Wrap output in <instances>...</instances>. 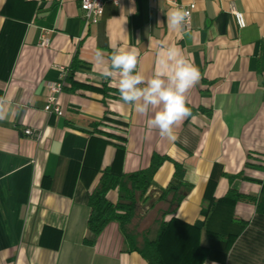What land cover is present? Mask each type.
<instances>
[{"label": "crops", "instance_id": "0c3cea01", "mask_svg": "<svg viewBox=\"0 0 264 264\" xmlns=\"http://www.w3.org/2000/svg\"><path fill=\"white\" fill-rule=\"evenodd\" d=\"M191 1L106 2L92 24L82 20L79 0H0V98L7 102L0 120V264H147L126 251L116 222L98 236L87 229L83 198L118 156L121 172L129 174L147 168L153 154L166 160L136 226L153 227L166 207L155 199L180 164L190 186L159 242L162 261L225 264L240 223L251 221L264 199V0H195L190 30H173L168 11ZM230 5L244 28L236 27ZM43 33L47 48L37 46ZM158 45L178 46L200 70L187 93L191 116L174 126V141L148 126L155 109L137 114L120 99L117 74L102 75L115 47H135L137 70L150 78ZM57 66L68 70L65 79ZM58 81L64 82L60 116L43 111L45 86ZM104 118L106 125L94 129ZM25 129L40 131V138ZM95 130L124 135L121 155ZM207 196L218 208L204 228L200 209ZM106 197L115 203L117 192ZM228 218L233 223L222 244L216 233Z\"/></svg>", "mask_w": 264, "mask_h": 264}, {"label": "trees", "instance_id": "16d2710c", "mask_svg": "<svg viewBox=\"0 0 264 264\" xmlns=\"http://www.w3.org/2000/svg\"><path fill=\"white\" fill-rule=\"evenodd\" d=\"M106 118L99 125H106ZM121 125L119 121H115ZM114 128V127H113ZM120 132V127L117 128ZM99 135L112 141L117 153L124 151L125 137L121 133L95 130ZM166 160L165 157L153 154L147 168L124 174L121 172V161L118 156L110 167L105 168L93 191L85 194L83 201L88 207L89 214L86 222L87 229L98 236L106 224L114 221L126 242V251L136 252L147 264H164L158 251L159 242L165 233L168 218L175 212L182 201L183 193L190 186L185 181V169L174 163V173L167 187L155 199V202L164 204V210L159 211L153 227L139 230L136 222L140 218V204L146 202V193L158 168ZM211 187H208V189ZM117 192V201L107 200L110 191ZM218 206L210 196L204 197L200 213L204 216L205 227L210 223V214ZM223 220V219H222ZM221 220V223H222ZM225 223L216 233V241L226 243L229 236L231 218L224 219ZM155 228V229H154ZM225 264H263L264 261V199L257 201L253 219L240 223V233L233 250L224 256Z\"/></svg>", "mask_w": 264, "mask_h": 264}, {"label": "clouds", "instance_id": "9594fccd", "mask_svg": "<svg viewBox=\"0 0 264 264\" xmlns=\"http://www.w3.org/2000/svg\"><path fill=\"white\" fill-rule=\"evenodd\" d=\"M189 16L187 10L177 6L168 11L167 22L173 30L183 33ZM158 48L156 68L150 78L137 70L140 52L135 47H115L102 75L111 77L117 74L120 99L137 114L147 115L155 109L147 120L148 126L174 141V126L191 116L186 106L187 93L198 84L200 70L178 46L158 45ZM95 60L98 64H105L102 50H96ZM6 103L0 98V120L7 115Z\"/></svg>", "mask_w": 264, "mask_h": 264}, {"label": "built area", "instance_id": "2783aa9c", "mask_svg": "<svg viewBox=\"0 0 264 264\" xmlns=\"http://www.w3.org/2000/svg\"><path fill=\"white\" fill-rule=\"evenodd\" d=\"M120 0H79V9L81 13V18L85 23H97L99 22L102 13H103V7L106 2H111L114 5H118ZM151 3L158 2L159 0H146ZM175 6H179L175 4ZM187 10L190 15L191 12L195 9V0L191 1L188 5L185 7L179 6ZM229 12L233 15L235 25L238 29H242L245 27V20L241 13H239L233 5L229 6ZM190 16L187 20V23L185 25L184 31L190 30ZM49 45V39L47 36L43 33L40 34L37 46L39 48H47ZM57 69L61 72V75L63 79L68 74V70L65 69L62 66H57ZM64 82L58 81V82H50L47 83L45 86V98H44V105H43V111L49 114H54L56 116L61 115V110L57 104V97L59 93L63 89ZM24 135L32 137L33 139L38 140L40 138V131H31L29 129H25L23 131Z\"/></svg>", "mask_w": 264, "mask_h": 264}, {"label": "rangeland", "instance_id": "374dc122", "mask_svg": "<svg viewBox=\"0 0 264 264\" xmlns=\"http://www.w3.org/2000/svg\"><path fill=\"white\" fill-rule=\"evenodd\" d=\"M155 229V228H154Z\"/></svg>", "mask_w": 264, "mask_h": 264}]
</instances>
